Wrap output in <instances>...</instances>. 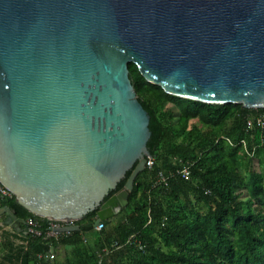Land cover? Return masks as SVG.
<instances>
[{"label":"water","instance_id":"obj_1","mask_svg":"<svg viewBox=\"0 0 264 264\" xmlns=\"http://www.w3.org/2000/svg\"><path fill=\"white\" fill-rule=\"evenodd\" d=\"M130 63L168 95L264 109V0H0V184L17 204L95 226L127 205L151 158Z\"/></svg>","mask_w":264,"mask_h":264},{"label":"trees","instance_id":"obj_2","mask_svg":"<svg viewBox=\"0 0 264 264\" xmlns=\"http://www.w3.org/2000/svg\"><path fill=\"white\" fill-rule=\"evenodd\" d=\"M128 70L150 116L146 146L152 166L136 177L127 205L100 221V231L91 212L75 222L78 231L47 237L49 220L13 196L4 200L1 207L24 222L32 218L40 233L25 234L22 227L19 264H37V255L59 247L72 248L61 264H264V125L254 121L264 109L171 96L148 83L135 64ZM184 166L187 179L176 175ZM159 173L168 177L167 185L155 184ZM7 246L2 243V250Z\"/></svg>","mask_w":264,"mask_h":264},{"label":"built area","instance_id":"obj_3","mask_svg":"<svg viewBox=\"0 0 264 264\" xmlns=\"http://www.w3.org/2000/svg\"><path fill=\"white\" fill-rule=\"evenodd\" d=\"M255 124L259 127H263L264 125V111L259 112L257 114V116L255 117ZM252 125V120H249L247 122V126L251 127ZM241 144L245 147V142L241 141ZM153 164L152 159L151 158H147L146 161V167H151ZM177 176H181L183 179H187L190 175V170H189V166H184L181 170H178L176 172ZM167 181H168V177H166L165 175H163L162 173H159L156 179L155 184L159 185V184H164L167 185ZM12 197V194L10 192H8L1 184H0V208H1V204L4 200H7L9 198ZM50 224H49V229L47 232V237H53L55 239L60 238L61 236L64 235H69L71 233V231H65V232H59L58 229L60 228H65V227H72L75 226V222H64V221H55V220H49ZM27 224V232L32 234V235H39L40 233H38L36 231V223L32 218H29L26 221ZM103 228V225L101 223H98L95 226V230L96 231H100ZM84 237V236H82ZM114 246H118L116 243H114ZM113 246V247H114ZM54 261V256L50 253H46V254H39L37 255V264H53Z\"/></svg>","mask_w":264,"mask_h":264},{"label":"crops","instance_id":"obj_4","mask_svg":"<svg viewBox=\"0 0 264 264\" xmlns=\"http://www.w3.org/2000/svg\"><path fill=\"white\" fill-rule=\"evenodd\" d=\"M7 218L6 214H2L0 216V243H8V248L3 249V252H0L4 254L5 252H9L11 250V247L13 246V243H22V237L19 235L21 233L22 227H25L24 225H21L20 228H13L10 225L5 224V220ZM100 223V222H99ZM95 226V225H94ZM27 228V227H25ZM27 234V231L25 232ZM87 238H90V235H87ZM21 250V245H19ZM2 250V247L1 249ZM72 248L71 247H59L55 252L50 253L54 256L53 263H64L67 259L70 258Z\"/></svg>","mask_w":264,"mask_h":264},{"label":"rangeland","instance_id":"obj_5","mask_svg":"<svg viewBox=\"0 0 264 264\" xmlns=\"http://www.w3.org/2000/svg\"><path fill=\"white\" fill-rule=\"evenodd\" d=\"M19 243H13L11 250L9 252H5L2 256V264H19V254H20V247ZM1 247V243H0ZM3 252V250H0ZM2 253H0L1 255Z\"/></svg>","mask_w":264,"mask_h":264},{"label":"flooded vegetation","instance_id":"obj_6","mask_svg":"<svg viewBox=\"0 0 264 264\" xmlns=\"http://www.w3.org/2000/svg\"><path fill=\"white\" fill-rule=\"evenodd\" d=\"M117 193H118V192H115L113 195H115V194H117ZM113 195H112V196H113ZM112 196H111V197H112ZM109 198H110V197H109Z\"/></svg>","mask_w":264,"mask_h":264}]
</instances>
